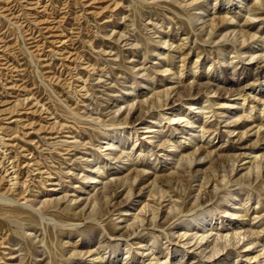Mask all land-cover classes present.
I'll list each match as a JSON object with an SVG mask.
<instances>
[{"label": "rangeland", "instance_id": "obj_1", "mask_svg": "<svg viewBox=\"0 0 264 264\" xmlns=\"http://www.w3.org/2000/svg\"><path fill=\"white\" fill-rule=\"evenodd\" d=\"M0 264H264V0H0Z\"/></svg>", "mask_w": 264, "mask_h": 264}]
</instances>
